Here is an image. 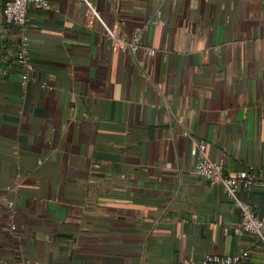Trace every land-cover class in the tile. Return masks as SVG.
I'll return each mask as SVG.
<instances>
[{
  "label": "crops",
  "instance_id": "crops-1",
  "mask_svg": "<svg viewBox=\"0 0 264 264\" xmlns=\"http://www.w3.org/2000/svg\"><path fill=\"white\" fill-rule=\"evenodd\" d=\"M50 1L28 10L27 85L0 17V264H264L236 206L263 218L264 189L231 199L192 155L264 183V0H93L91 28ZM113 29L142 50L113 55Z\"/></svg>",
  "mask_w": 264,
  "mask_h": 264
},
{
  "label": "built area",
  "instance_id": "built-area-1",
  "mask_svg": "<svg viewBox=\"0 0 264 264\" xmlns=\"http://www.w3.org/2000/svg\"><path fill=\"white\" fill-rule=\"evenodd\" d=\"M85 6L86 28H91L92 24L100 18V12L93 0H81ZM51 6L50 0H4L0 11V17L4 27L14 28L18 43L13 52L10 51L8 56L15 57L16 62L22 70V81L27 85L32 81L31 73L33 65L29 58L30 41L26 34V28L29 24L28 10L30 7L36 9H45ZM103 41H107L111 45V53L113 55L128 54L136 55L143 48L142 35L135 34L130 38L124 37L117 29L110 30L103 37ZM146 53L149 56H154L155 51L147 49ZM184 135H187L185 133ZM207 146L205 143L195 145L192 148V155L197 158L194 166V172L201 177L205 182L212 186L224 187L226 194L231 199H236L237 192L241 188L253 190L263 188L264 183H258L254 174L249 171H240L236 173L226 174L224 163L222 161H214L206 155ZM236 206L242 212L241 231L243 233L260 235L264 232V217H257L251 207L246 204L236 203ZM225 230V233H228ZM249 256L248 251H243L233 256L221 257L218 255H209L199 263L194 264H241Z\"/></svg>",
  "mask_w": 264,
  "mask_h": 264
},
{
  "label": "water",
  "instance_id": "water-1",
  "mask_svg": "<svg viewBox=\"0 0 264 264\" xmlns=\"http://www.w3.org/2000/svg\"><path fill=\"white\" fill-rule=\"evenodd\" d=\"M3 56V37H2V31H1V27H0V59Z\"/></svg>",
  "mask_w": 264,
  "mask_h": 264
}]
</instances>
